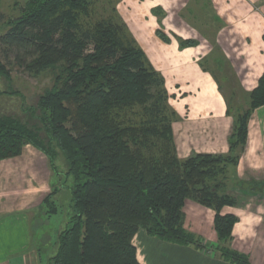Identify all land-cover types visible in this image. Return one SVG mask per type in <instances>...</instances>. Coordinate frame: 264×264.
<instances>
[{"label": "trees", "instance_id": "16d2710c", "mask_svg": "<svg viewBox=\"0 0 264 264\" xmlns=\"http://www.w3.org/2000/svg\"><path fill=\"white\" fill-rule=\"evenodd\" d=\"M2 1L0 54L31 73H55L53 86L37 104L46 139L19 118L0 115V159L18 156L26 144L48 156L55 177L43 202L51 207L50 215L59 212L54 200L60 194L57 149L67 160L62 183L70 192V206L50 264H140L133 244L140 230L208 249L202 237L184 226L187 199L215 211L216 254L250 264L247 254L232 247L238 217L222 209L236 204L228 182H238L250 116L264 105V73L248 93L245 109L233 112L223 93L227 114L234 117L229 153L179 158L172 124L180 116L169 103L165 78L115 5L89 23L85 18L93 0H14L20 15L8 19ZM158 35L170 41L161 31ZM195 45L179 39L181 49ZM9 73L0 55V74Z\"/></svg>", "mask_w": 264, "mask_h": 264}, {"label": "crops", "instance_id": "0c3cea01", "mask_svg": "<svg viewBox=\"0 0 264 264\" xmlns=\"http://www.w3.org/2000/svg\"><path fill=\"white\" fill-rule=\"evenodd\" d=\"M193 1L120 0L117 5L136 41L165 78L169 103L180 116L172 124L179 158L193 153H229L234 128V117L227 114L223 92L213 75L199 64L202 46L181 49L171 36L172 32L183 38L194 36L187 29L191 26L181 17ZM209 1L212 10L220 15H229L241 7V13L254 14L257 22L256 15L262 16L261 35H248L244 44L259 49L260 57L246 56L238 66L243 87L250 91L264 73V0ZM160 13L165 14L163 30L171 42L157 35L160 25L155 14ZM236 178L238 182L228 191L236 204L222 209V214L238 217L232 246L247 254L250 264H264V194L241 188V181L264 180V105L257 107L249 119L247 145L237 165ZM52 179L47 156L31 144L24 145L18 156L0 159V264H44L32 245L31 213L41 211L45 197L52 191ZM183 210L187 230L211 244L217 243L213 209L187 199ZM133 244L140 264H236L214 251L167 242L145 230L135 235Z\"/></svg>", "mask_w": 264, "mask_h": 264}, {"label": "rangeland", "instance_id": "374dc122", "mask_svg": "<svg viewBox=\"0 0 264 264\" xmlns=\"http://www.w3.org/2000/svg\"><path fill=\"white\" fill-rule=\"evenodd\" d=\"M19 1L21 4H24L26 0ZM93 1L90 15L85 18L89 23H93L102 16L108 15L113 5H115L117 9V5L120 2V0L117 3H114L115 0ZM13 4L14 0L2 1L1 12L5 14L6 19L15 18L20 15L19 7L14 8ZM239 8L240 9H236L235 12H232V9V13L229 15H220L212 10L209 0H195L191 3V6L189 5V7L185 9V12L181 14L183 20L191 26V28L187 29L192 31L194 36L191 38H183L173 32L171 33V36L174 37L178 43L179 39L194 40L197 42V45H195L198 46L197 48L202 46V52L199 53L202 57L200 58L199 63L203 64L207 71L213 75L214 79L218 80L222 92L229 100L231 108L235 113L239 108H247L249 99L248 93L255 88L247 91L243 87L240 73H238V66L241 65V59L246 56L254 58L257 55L260 57L259 49H254L253 46H244L245 39L248 38V35L253 36L255 33L259 37L261 35L260 22L263 21L261 19L262 16L259 17L258 14L256 15L258 21H260L257 22L254 14L246 13L244 15L241 13V7ZM119 16L130 31L123 17L120 14ZM155 16L160 25V28L156 31L157 35L158 31H161L170 39L169 42H171V38L168 34H165V31L163 30L162 21L165 14L160 13L155 14ZM227 19L229 21H227ZM242 26L244 29H242ZM4 29L5 28H1L0 25V33L3 32ZM130 33L132 34L131 31ZM249 47L251 49H249ZM0 55L1 60L6 64L7 69L10 71L8 76L0 74V115H12L19 118L29 126L40 129V136L46 139L44 127L39 119L41 116V110H38L37 104L39 97L53 86L55 73L52 70L42 71L37 74L31 73L24 67L15 64L12 58L7 60L2 54ZM57 150L58 155L55 159V164L60 176L56 178L55 182L56 188H59L58 192H60V194L58 193L59 195L55 196L54 200L59 205V212L50 215L49 209L51 207L43 204L41 211H33L31 213L32 245L39 251L44 264H50L51 258L57 250L58 236L65 226L66 215L70 206V192L63 188L64 184L62 183L65 178L68 164L64 154L59 149ZM48 163L50 166L49 158ZM51 171L54 178L55 174L52 169ZM67 182V184H69L70 179H67ZM234 183L236 184V182ZM234 183H231L230 181L228 182L230 188ZM241 188L250 190L254 193L264 194V180L252 179L245 182L241 181ZM198 236L202 237L201 235ZM203 241L204 245L207 244L210 246L208 250L216 252L214 249L216 243L211 244L205 241L204 238Z\"/></svg>", "mask_w": 264, "mask_h": 264}]
</instances>
